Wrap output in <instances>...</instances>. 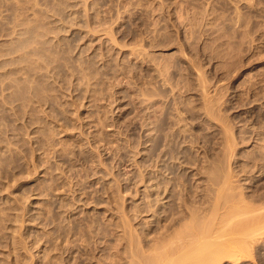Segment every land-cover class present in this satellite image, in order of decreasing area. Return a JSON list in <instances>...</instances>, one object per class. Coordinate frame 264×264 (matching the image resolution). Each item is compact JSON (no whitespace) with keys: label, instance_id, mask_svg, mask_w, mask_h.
Segmentation results:
<instances>
[{"label":"rangeland","instance_id":"obj_1","mask_svg":"<svg viewBox=\"0 0 264 264\" xmlns=\"http://www.w3.org/2000/svg\"><path fill=\"white\" fill-rule=\"evenodd\" d=\"M227 197L264 205V0H0V264H264Z\"/></svg>","mask_w":264,"mask_h":264},{"label":"bare ground","instance_id":"obj_2","mask_svg":"<svg viewBox=\"0 0 264 264\" xmlns=\"http://www.w3.org/2000/svg\"><path fill=\"white\" fill-rule=\"evenodd\" d=\"M227 134H228V133H227ZM231 137H232V136H231ZM228 140H229V138H228ZM233 142H234V141H233ZM228 146H229V145H228ZM228 158H229V157H228ZM226 170H227V169H226ZM164 171H165V170H164ZM228 172H229V171H228ZM229 173H230V172H229ZM229 173H228V174H229ZM236 175H237V174H236ZM225 179H226V177H225ZM227 179H228V177H227ZM228 180H229V179H228ZM224 181H226V180H224ZM224 181H223V183H225ZM226 182H227V181H226ZM222 185H224V186L226 187V186L229 185V184L226 183V185H225V184H222ZM217 186H218V185H217ZM224 186H223V188L221 187V188H222L221 191H223ZM162 187H163V186H162ZM229 187H230V186H229ZM226 189H227V188H225V191H226ZM228 190H229V188H228ZM166 191H167V190H166ZM173 191H174V190H173ZM221 191H220V192L218 191V193L220 194ZM171 192H172V191H171ZM174 192H175V191H174ZM223 192H224V191H223ZM164 193H165V192H164ZM218 193H217V194H218ZM225 193H226V192H225ZM174 194H175V193H174ZM174 194H173V196H175ZM215 194H216V193H215ZM217 194H216V197L218 196V198L220 199L221 196H220V195H217ZM223 195H224V194H223ZM231 195H232V194H231ZM219 196H220V197H219ZM226 196H227V195H226ZM233 196H234V195H233ZM165 197H166V196H165ZM173 199H174V198H173ZM227 199H229V198L227 197L226 199H224V200L222 199V200H223V202H226V203H228V204H229V203H231V204L234 203V206L232 205V207H230L231 204H230V206H229L228 204L224 203V205L226 204L224 207H227V208L232 209L234 214L232 213V211H230V209H229V210L227 209V211H230L231 214L228 213V212H226V211L224 212V211H223V210L225 209L224 207H223L224 209H220V210H222V211L224 212V214H225V213H228V214H230V216L228 215V219H227L228 221H227V220H224V221H226V223H225L223 220H222V221L220 220V219H224V217H223V213H221L222 216H221V218H220L219 220H220L222 223L224 222V224L219 223L218 225L221 224V226L223 227V226L226 224V226L229 227V228H228L229 230H227V234L230 235V232L232 233V231H230V230H233V229H231L230 227H232L234 224H236V223H234V222L237 221L239 218H241V216L238 217V218H235L237 215H235V211H234V210H236V211L238 210V211H237L238 214L240 213L239 210H240V211H241V210L243 211V209H241V208H242L241 206H240V209H239V208H236V206H237V205H240L239 203H240V202H243V201H241V200H239V199H238L237 201H235V199H234L233 201H235V202L232 203V201L229 202V200H230L231 198H230L229 200H227ZM232 199H233V198H232ZM232 199H231V200H232ZM217 201H218V199H217ZM217 201H214V204H213V208H214L213 211H214V214H215V219H214V221H216V218H218V217H217L218 214H220L217 210H218L219 208H222L220 205L223 206V203L221 202V199H220V204H219V202H217ZM227 201H228V202H227ZM238 201H240V202H238ZM215 202H216V204H215ZM236 202H237L238 204H235ZM221 203H222V204H221ZM243 203H244V202H243ZM227 205H228L229 207H228ZM235 205H236V206H235ZM196 206H197V205H196ZM243 206H244V205H243ZM233 207H235V209H233ZM237 207H239V206H237ZM245 207H246V205H245ZM245 207H244V208H245ZM247 207H248V206H247ZM253 207H254V206H253ZM255 208H256V207H255ZM255 208H254L255 211L252 210V208H251V210H252L253 212H257V214H256V213H253V212H251V211H249V210H250L249 208H248L249 210H247V211L244 210L245 212L243 211V214L245 215V213H247V212H248V214H251V213H252L251 216L249 215V216H250V219H251V218L253 219V218L256 217V215H257L256 218H258V221H259V220H260V217L258 216V214H259V215H262V212L264 213V210L261 212L262 208H264V205H262V206L259 207V208L257 207L258 209H261L260 211H258V210L256 211ZM225 210H226V209H225ZM242 211H241V212H242ZM216 212H218L217 215H216ZM237 212H236V213H237ZM249 212H251V213H249ZM258 212H259V213H258ZM260 213H261V214H260ZM221 214H220V215H221ZM243 214L241 213V215L243 216V218H241L242 221L239 219V220H238V223H239V221H240V224H241V223H244V225H247V224H245V223H247L245 220H248V219H249V218H248L249 216L246 215V216H247V217H246V216H244ZM254 214H255V216H252V215H254ZM212 215H213V214H212ZM231 215H232V216H231ZM233 215H234V216H233ZM195 216H196V215H195ZM238 216H239V215H238ZM213 217H214V216H213ZM229 217H230V218H229ZM232 217H233L234 219H233V221L230 220L231 222H233V224L230 222L231 225H232V226H231L228 222H229V219H231ZM244 217H245L246 219H245ZM261 217H263V218L260 220V223L263 224V223H264V214H263V216H261ZM193 218H194V217H193ZM211 218H212V217H211ZM225 218H227L226 214H225ZM252 219L250 220V222L248 221V222H249L248 225L252 224V222H253ZM209 220H210V219H209ZM219 220H217V222H218ZM243 220H244V222H243ZM256 220H257V219H256ZM254 221H255V220H254ZM193 222H194V221H193ZM197 222H198V221H197ZM208 222H210V221H208ZM184 223H185V222H184ZM213 223H214V222H213ZM213 223H212V224H213ZM256 223H257V222H254V225H253V224L251 225L252 228H253V230H252V228H251L250 226L247 225V228L250 227V229H249V228H248V229L246 228V230L244 231V227H243V230H241V228L239 227L240 230L237 231V232L239 233V235H238L237 233H235V232H234L233 234H231V235L236 234V237H238V238H236L235 236H233L235 239H237L235 242L240 241V243H241V241L244 242L245 240H247V239H248V240H249V239H252L253 237H254L255 240H257V238H256L257 236H256V235H259V234H260V236H261V233L264 232V231H263L264 229L262 230V228H263L264 226H262V225L260 226V225H259L260 228H256ZM204 224H205V223H204ZM212 224H211V226H212ZM215 224H216V223H214L213 225L215 226ZM227 224H229V225H227ZM258 224H259V222H258ZM209 225H210V223H209ZM216 225H217V224H216ZM244 225H242V226H244ZM263 225H264V224H263ZM211 226H210V229H211ZM226 226H224L223 228H225ZM236 226H238V225H236ZM242 226H241V227H242ZM253 226H254V227H253ZM188 227H189V226H188ZM257 227H258V225H257ZM193 228H194V227H193ZM213 228H214V231L210 232V234L208 233V232H209L208 230H205V231H204L203 229L200 230V228H196V229H199V230H197V231L194 232V233L191 232L190 234H188V236L186 235L185 240H189V241H191L190 244H191L192 242L195 244V245L191 244V246H194V247L198 246V247H197V248L191 247L190 244H188L189 242L186 243V242H187V241H186L185 244H186L187 246L189 245L190 247L187 248V251H184V250L182 249L184 252L181 250V248H183L182 246H183L184 243L181 244L182 246H181V245L179 246L180 248L178 247L179 250L176 249V248H174V249H172V250H171V249L166 250V249H168V248L164 247L163 244H165L166 241H165V239H163V240L161 241V242H162L161 244L163 245V247H162V249L158 250V251H159V252H158V253H159V256L164 257L165 261H166V258H170V259L173 260V259H174V258H173L174 256H175V259H176V256L178 257V253H181V254H179L180 258H181L182 256H184L183 258L186 259V256H187V258L190 257V259H191V257H193L192 259H194V257H197L196 259H198V257H200V259H202V258L204 257V254H205L206 252L204 251V252H205V253H204V252L202 251L204 247H203V248H202V247L200 248L199 245H200V244L202 245L203 243H206V244H207L208 241H210L209 237H211V238L214 237V239L212 240V241L214 242V240H215V235H217V234H219V233L222 235V237L224 236V235L222 234V232H224V231H222V230H225V229H222L221 227L219 228V226H218V228L212 226V229H213ZM226 228H227V227H226ZM232 228H236V227L233 226ZM237 228H238V227H237ZM237 228H236V230H238ZM258 229L261 230V231H259ZM186 230H187V229H186ZM192 230L195 231L194 229H192ZM192 230H191V231H192ZM180 231H181V230H180ZM218 231H219V232H218ZM228 231H230V232L228 233ZM234 231H235V229H234ZM258 231H259V232H258ZM181 232H182V231H181ZM187 232H190V231L187 230ZM213 232L215 233L214 235H213ZM225 232H226V231H225ZM225 232H224V233H225ZM243 232H244V233H243ZM257 232H258L259 234H256ZM178 233H179V235L181 234L180 232H178ZM185 233H186V231H185ZM216 233H217V234H216ZM176 235H177V234H176ZM225 235H226V234H225ZM228 235L225 237L227 241H228L229 238H230V237L227 238ZM231 235H230V236H231ZM240 235H241V236H240ZM177 236H178V235H177ZM177 236H176V237H177ZM181 236L183 237L184 235L181 234ZM219 236H220V235H219ZM219 236H217V239L215 240L216 242L218 241V242H217V245L215 246L216 242H214L215 244L213 245V246H215V248L217 247V249L212 250L213 253H212V256H210V257H212V258L215 257L216 259H217V256H219V253H222V252H223L224 254H226L224 251L226 250L225 248L227 247V245L225 244V243H227V242H224V241H225V238H223L224 240H223V239H220V240H219V238H218ZM262 236H263V234H262ZM178 237H180V236H178ZM178 237H177V238H178ZM220 237H221V236H220ZM183 238H184V237H183ZM183 238H179V239L182 240ZM187 238H189V239H187ZM207 238H208V241H207ZM231 238H232V237H231ZM234 238H233V240H232V242L234 243L233 246L235 245L237 248H236V247L233 248V246H232V249H231V248L228 249V250H231V252H232V250H235V251H236L237 249L239 250V244H240V243H239L238 245H236L237 243L234 242V240H235ZM168 239H169V238H168ZM242 239H243L244 241H243ZM173 240H174V239H173ZM248 240H247V243H245V244H247L248 246H250L251 243H248V242L251 241V240H249V241H248ZM255 240L252 239L253 243L255 242ZM175 241H176V240H175ZM252 241H251V242H252ZM257 241H258V240H257ZM232 242H231L230 244H232ZM245 242H246V241H245ZM169 243H170V241H169ZM175 243H176V242H175ZM209 243L213 244L211 241H210ZM218 243H219V245H218ZM228 243H229V241H228ZM167 244H168V243H167ZM211 244H210V245H211ZM230 244H229V246H230ZM241 244H242V243H241ZM249 244H250V245H249ZM256 244H257V243H256ZM170 245H171V244H170ZM186 245H184V247H187ZM242 245H243V244H242ZM242 245H240V246H242ZM165 246H167V245H165ZM204 246L206 247V245H204ZM207 246H208V245H207ZM243 246H245V245H243ZM251 246H252V245H251ZM167 247H168V246H167ZM209 247H210V246H209ZM211 247H212V245H211ZM165 248H166V249H165ZM189 248H190V249L193 248V250H192L193 252L189 251ZM199 248H200V249H199ZM228 248H229V247H228ZM245 248L248 249V250H247V251L244 250ZM210 249H211V248H209V251H208V250H206V251H208V253H209V252H210ZM219 249H220V250H219ZM249 249H250V247H249V248H248V247H243V248H242V250H244V251H243V254L246 253V252L248 253ZM251 249H252V248H251ZM176 250H177V251H176ZM180 250H181V251H180ZM204 250H205V248H204ZM223 250H224V251H223ZM228 250L226 251V252H227V255L230 253V252H228ZM240 250H241V247H240ZM188 251L191 252L190 255H189V252H188ZM235 251H233V252H235ZM182 252H183V253H182ZM185 252H186V253H185ZM187 252H188V255H186ZM236 252H237V251H236ZM240 252H241V251H240ZM250 252H251V251H250ZM176 253H177V255H176ZM216 253H217L218 255L213 256V254L215 255ZM223 253H222V255H223ZM231 254H233V253H231ZM206 255H209V254H206ZM210 255H211V254H210ZM238 255H239V254H238ZM250 255H251V253H250ZM159 256H158V258H159ZM188 256H189V257H188ZM201 256H202V257H201ZM229 256H230V255H229ZM246 256H247V255H246ZM208 257H209V256L206 257V261H207V258H208ZM220 257H221V256H220ZM220 257H219V258H220ZM237 257H239V256H237ZM242 257H243V256H242ZM212 258H211V259H212ZM222 258H224V256H222ZM233 258H234V257H233ZM159 259H160V258H159ZM190 259H189V261H187V262H190ZM196 259H195V261H197ZM162 260H163V259H162ZM176 260H177V259H176ZM176 260H173V261L176 262ZM180 260H181V259H180ZM182 260H184V259H182ZM202 260H203V259H202ZM208 260H209V259H208ZM238 260H239V259H238ZM158 261H159V260H158ZM169 261H170V260H169ZM198 261H199V262L196 263V264L203 263V261L200 262L201 260H199V259H198ZM209 261H210V260H209ZM215 261H216V260H215ZM215 261H214V262H215ZM217 261H218V259H217ZM167 262H168V261H167ZM167 262H166V264L171 263V262H169V263H167ZM180 262H183V261H180ZM180 262H179V264H182V263H180ZM185 262H186V261H185ZM187 262H186V263H187ZM212 262H213V260L211 261V263H212ZM141 263H142V262H141ZM152 263H153V262H152ZM152 263H151V264H152ZM164 263H165V262H164ZM172 263H173V262H172ZM172 263H171V264H172ZM183 263H184V262H183ZM192 263H193V262H192ZM194 263H195V262H194ZM194 263H193V264H194ZM204 263H205V262H204ZM209 263H210V262H209ZM211 263H210V264H211ZM216 263H217V262H216ZM154 264H155V263H154ZM175 264H178V262L175 263ZM205 264H206V263H205ZM207 264H208V263H207Z\"/></svg>","mask_w":264,"mask_h":264}]
</instances>
